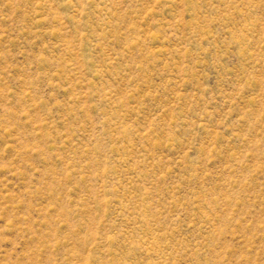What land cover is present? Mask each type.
I'll use <instances>...</instances> for the list:
<instances>
[{
	"label": "rangeland",
	"instance_id": "374dc122",
	"mask_svg": "<svg viewBox=\"0 0 264 264\" xmlns=\"http://www.w3.org/2000/svg\"><path fill=\"white\" fill-rule=\"evenodd\" d=\"M0 264H264V0H0Z\"/></svg>",
	"mask_w": 264,
	"mask_h": 264
}]
</instances>
